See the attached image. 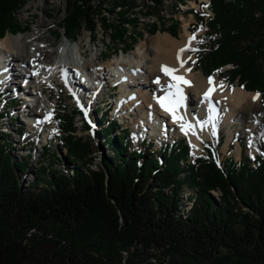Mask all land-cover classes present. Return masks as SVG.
<instances>
[{"label":"trees","instance_id":"1","mask_svg":"<svg viewBox=\"0 0 264 264\" xmlns=\"http://www.w3.org/2000/svg\"><path fill=\"white\" fill-rule=\"evenodd\" d=\"M166 1L66 0L58 25L74 40L83 29L93 33L99 26L111 40L124 43L137 8L152 3L150 12L157 15ZM27 3L0 0V37L29 28L18 18ZM211 8L214 15L207 19L196 11L198 26L207 23L208 30L193 52L195 66L207 77L220 70L230 87L237 83L261 93L264 107V0H211ZM169 33L177 37V26ZM77 112L84 114L80 108L58 111L57 130L45 150L48 158H58L66 149L78 163L63 169L54 167L55 161L51 169L41 166L27 187L20 173L29 162H18L3 137L0 264H264V109L255 154L244 153L241 160L223 157L224 134H213L200 153L190 151L186 138L166 144L159 154L132 150L130 131L115 135L120 126L104 117L103 144L112 153H101L96 168L89 167L92 142L76 134ZM85 126L91 128L87 120ZM187 185L196 190L181 201L179 191ZM212 191L220 193L219 201Z\"/></svg>","mask_w":264,"mask_h":264},{"label":"rangeland","instance_id":"2","mask_svg":"<svg viewBox=\"0 0 264 264\" xmlns=\"http://www.w3.org/2000/svg\"><path fill=\"white\" fill-rule=\"evenodd\" d=\"M201 1H204V0H180V1L179 0H176V1L173 0V2L171 0H169V1L167 0L166 2H164L162 5H160L157 8L156 13L160 10V13L157 15L151 14V12H150V11H152V12L155 11V10L153 11V9H151V7H153L152 6L153 4L151 2H150L151 6H149V7L140 5L137 8L139 13L136 14V16H134V19L132 20V22L134 21L133 24H128V26H126V28L128 29V32H127L128 35L123 38L124 43H123V41L117 40V42H114L113 40H111L110 32H108V33L104 32V30L99 26L93 33L88 31L87 29H83L81 31L80 36L77 39H75L72 43H75L77 41H81L82 44L84 45L86 52L84 53L85 56L82 59L83 65L85 63H87L86 65H88L89 62L93 58H96L97 56H99V58L96 61L98 64H103V63L110 61V60L114 61L118 57H126L127 58V56H131V54H134V52L137 51L141 47V44H143V42H149L151 37L157 36L158 34L165 33V32L169 33L170 27H172L174 25L177 26L178 36L175 37L171 33H169V34L175 38L181 37V33L185 29V24H187V26H191V29H194L193 26L194 27L196 26L197 20L195 18L196 16H194V13H191V10L197 9L198 5L201 4ZM142 2H143V0H134V4H142ZM65 7H66V0H28V3L25 5V7L20 12L18 18H19L20 24L23 27L28 26L29 28L26 29L25 31H21L20 33H17V34H28V33H32V32L34 33L35 31L37 32V30H35V27L38 25L40 20L45 18V24L47 26L43 29V31H47L48 28H51L53 33L51 34L49 32H46L47 35H49L50 39L55 41V44L58 43V45H60V41L62 39L67 40V38H69V36L64 34L63 28L58 25L64 16ZM211 9H212L211 8V0H209V3H207V12L206 13L208 15L213 16V12ZM200 10H201V8H200ZM46 12L48 13V15H45ZM105 14L108 15V17H110L111 20L117 19V17H118L117 14L116 15L115 14L110 15L107 11H105ZM128 14H131V12L128 11ZM132 25H133V27H132ZM188 29H189V27H188ZM206 29H207V27L204 26L199 32L203 33V32H205ZM154 30H156V32H153ZM197 30H199V29H197ZM8 34L17 35V34L12 33V32H8L6 35H8ZM193 34L197 36V34H195V33H193ZM126 38H128V40H133V43H130L129 41L126 43L125 42V41H127ZM198 41H199V39L196 40L195 44ZM128 44H131L133 47L130 48L127 52H122L121 47L126 46ZM195 44H194V48H195ZM52 48L53 47H51V48L49 47L48 49L52 50ZM194 48H193V50H194ZM193 50L191 52H193ZM55 58L56 57H54L52 59V64L55 62L54 61ZM195 58H196L195 55L192 54V59H191L189 64L191 66H193L194 72H202V70L199 68V65L195 66V63H196ZM78 59H79V57H78ZM15 63L18 64L20 62L16 61ZM144 64H145V67H147L146 62H144V61L141 62L140 65H144ZM28 67L31 68L30 66H28ZM28 67L23 68L22 70H19V69H17L18 68L17 65H15L14 71L21 74ZM122 68H125V67L124 66L123 67H117V71L114 69L115 75H118V73L120 74L122 71ZM127 68H128V66L126 67V69ZM69 70H70L69 72L71 73L70 68H69ZM91 70H93L92 67H91ZM148 70H150V69L148 68ZM141 72L145 73L144 71H141ZM98 75H99V78L100 77L102 78L103 73L100 75L99 71H98ZM15 76L18 77L19 75L18 76L15 75ZM36 76L37 77L39 76L38 72L36 73ZM163 76L164 77H162V79L164 82L166 80V75L163 73ZM215 76L219 77L218 74H216ZM103 77L106 78L107 75L104 73ZM142 77H143V75L141 76V79H142ZM66 78L69 79L68 77H66ZM148 78H149V81L152 78L151 84L149 82V83H147L148 84L147 86L150 88H153V89H151L152 91L150 90L151 91L150 96L153 97L155 90L156 89L159 90V89H161V87H160V85L155 84V82L153 81V75L151 73L148 74ZM208 78H210V77H208ZM57 79L58 80H56L54 83H48L47 88H46V92H45V96L43 99H45V97L47 95H49V93H51L52 99H51L49 105L52 106L53 107L52 110L55 109V111L57 113L63 107H67L68 109H73V108L82 109L81 106L86 105L85 109H82L84 114L77 112L76 115H74V128H75L76 134L78 136L85 137L88 141H91L93 144L94 149H93L92 156H93L94 161L92 162V165L89 164V167H94V168L98 167L97 165H99V163H100L101 153H103V152H105V154H108V153L111 154L112 153V151L108 148V146L103 144L104 139H103V135H102L103 132H102L101 128L105 127L107 125V122H105V125H103V126L100 123V122H102L103 117L106 113V112H104V110L107 109L110 102L116 103V106H115L116 108L114 107V105L111 104L112 105V111L108 110V112H107L108 116L107 117L110 118L111 121H116L118 123V125H119V121H118L117 117L116 118H114V117L118 115V117L121 120H123V128L119 129L114 134L116 135V133L123 132L124 129H128L130 131L131 136H132V142L130 145V149H132V150L133 149H141V150H145L148 152L155 150L159 154L160 148L164 147L166 144L169 145L174 140L176 141L180 138H186V140L190 144V151L192 153L204 152L205 146H203V148L201 150L195 151L192 147L191 141H190L188 136L174 135L173 137H171L172 133H169L167 131L163 132L164 134H162V131H161L160 132L161 134L155 135L152 122L159 124V127H160V124L162 122V119H163V124L166 125L167 122H166V119H164L163 117H160L159 112H162V111L159 108H158V113H157V112L151 110L150 108L148 110V107H147V109L145 108L144 111L147 114L149 113V117H146V118L141 117V119L138 118V112L140 111V109L144 108L143 106H144V103L146 101H144V103H140V105H137V103L135 101L131 105H128L127 109H125L124 111H123V105H121L119 108V112L115 113V110H117V107H118L117 101L119 99L121 101L122 95L126 94V93H123L122 88L125 87L127 83L124 82L121 78L116 79L119 81V88L118 89L116 88V86L112 85V83H111L112 79L111 80L109 79L108 81H106V83L104 82L105 86L102 87V90L101 89L99 90V92L97 93L98 94L97 99L94 102L90 101L86 97L83 98L86 103H84L83 101H80L78 99H74V96L70 93L69 87H66L68 84L67 81H65V80L63 81L62 78H60V77H57ZM64 79H65V77H64ZM132 79H134V77L131 78V76L129 75V78L127 79V81H132ZM219 79L222 80L221 77H219ZM75 80H77V79L75 78ZM102 80H103V78H102ZM138 81H139V79H138ZM222 81L225 82V80H222ZM88 84L92 85V84H94V82L93 83L89 82ZM16 86L18 87L19 90L7 91L6 85H4L3 83L0 82V94L2 95V93H4V96L1 98V100H2L1 105L2 106L0 107L2 115H4V117L2 116V118H0V143L4 139L3 137H6L8 139V142L10 143V145H9L11 148L10 152L12 153L13 157L18 162H22V161H28L29 162L28 169L24 173H20L21 183L23 186L27 187L30 182H33L35 180V178L37 177V171H39L41 166L47 167L48 169H51L50 168L51 164H53L52 162L55 161L54 167L63 169L64 164L70 165L71 167H73L75 164L78 163V160L75 162V160L68 158L67 153H66V149H64L63 151H60V154L57 156L58 158H56V156L55 157L52 156L51 154H50L51 157L48 158L49 156L46 154V150H45L46 149V147H45L46 136L45 135H46L47 129H50L52 132L55 130L54 129V121L48 119L49 113H48V115H44L42 117L40 116L39 113H37L38 116L33 117V121H36L40 117H41L42 122L44 121L43 126L41 125L42 129L40 128L41 133L39 132V133L34 134L32 131H30L31 129L29 130V127H31V126H27V124L23 122V116L26 117V114H23L21 112L22 110H20V107L22 105H25L24 108H25V110H28L27 113L30 112V110L33 107L31 106V102H29L30 100L27 101L29 105H26V100H25V102L19 101V100H22V98H20V95L18 93L19 92L22 93V91H20V90H23L24 86L21 87L20 83H17ZM234 87L244 88L243 86H240L237 83H235V85L233 87H230V88H234ZM95 88H99V85L96 84ZM146 88L147 87H145V88L142 87L139 90L143 91L145 89V92L148 93L149 89H146ZM109 89L112 90V92L114 91L113 94H116V97L115 98L113 97L112 100H109L108 103L106 102L103 104L102 98L107 97V93L110 91ZM244 89H246V88H244ZM26 91L28 92V90H26ZM6 92H9V93H6ZM251 92H254V91H251ZM22 94L25 95V93H22ZM90 98H92V97H90ZM192 98L196 99V97L193 95V92L191 91V93L189 95V99H187L188 100V105H187L188 107L186 106L187 110L191 114V116H193L195 113L199 112L198 106H200L199 103L197 102V100H194ZM33 99H35V98H33ZM145 99L146 98H144V100ZM129 100H130V97H129ZM4 101H5V103H4ZM120 101H118V102H120ZM130 101H132V100H130ZM18 105H20V106L18 107ZM141 105H142V107H141ZM145 105H146V103H145ZM139 107H141V108H139ZM36 109H41V108H40V106L37 105ZM263 109H264V107L260 101V98L256 101H254L253 104H247V106H245V114L243 115V118H244V120H247V121L251 122V124L254 125L253 129H252V131H253L252 135H248L242 129L243 126L241 124H239V123H235V124L224 123V117L221 116L219 118L221 121L220 122L221 126L219 125L217 127V124H216V127L214 129L213 134L214 135L224 134V136H225L224 143L221 147V152H222L224 158L229 157L231 155H234L237 160H241L242 157L244 156V153L249 155V156L255 154L254 149L252 147H250L249 145H250V143H252L253 145H254V143L257 144V138L259 139L261 136L260 132H261L262 128L260 127L261 126L260 114L263 111ZM42 110H44V109L42 108ZM46 111H51V109L46 110ZM85 112L87 113V116L85 115ZM142 113H140L139 116H142ZM146 113H145V115H146ZM34 114H33V116H35ZM156 115L158 116V118L155 117ZM90 118L91 119L95 118V121H92V122L96 123V126L93 127L90 125L91 128L87 129V127L85 126V123H86V120H87V122L90 121ZM110 119H108V121H110ZM138 120H141V122L139 121L140 124H145V126L140 127L141 129L138 128V126H137ZM40 124H42V123H40ZM21 125L23 126V130L19 129V128H21L20 127ZM44 126H45L46 130H45V133L42 134ZM17 127L19 129V132H16ZM163 127H165V126H163ZM163 127H161V128H163ZM133 128L140 135L138 134V136H137V134ZM231 132H233L234 135H233L232 139L229 141V146H228L227 150H225L224 147H225V144L228 142V139L231 135ZM3 134H7V136L6 135L2 136ZM22 134H23V137L21 139ZM141 135H143L144 137H147V139L141 138L137 142L133 141V138H134V140H136L137 138H140ZM150 137H154V140L150 139ZM58 139H60V137H58ZM211 139H212V137H209L207 140H205L204 145L207 144L208 141H210ZM239 139H240L241 144L238 143ZM153 141H155V143H153ZM238 146L241 147L240 155L238 153ZM157 157L160 159V155H158ZM193 190L194 191L196 190L195 187H193V186L192 187H190V186L188 187V185L184 186V189L182 188V190L179 191V193H180L179 196H180L181 201H183V200L187 201L185 199V197L191 195L192 194L191 192ZM211 193L214 195L216 200L219 201L220 193L217 191H215V192L212 191ZM184 206H185V210L188 211L192 207V204L190 202ZM51 245H53V244H51Z\"/></svg>","mask_w":264,"mask_h":264},{"label":"bare ground","instance_id":"3","mask_svg":"<svg viewBox=\"0 0 264 264\" xmlns=\"http://www.w3.org/2000/svg\"><path fill=\"white\" fill-rule=\"evenodd\" d=\"M45 15H48V13L46 12ZM46 26L47 25L45 24V18H44L40 20L38 25L35 27V30H37V32L35 31L34 33L32 32L28 34H17V35L8 34L4 37H0V82L6 85L7 91L19 90L18 87L16 86L17 83H20L21 87L22 86L25 87L24 85L25 79L21 78L22 80H20V77H22L23 73L19 74L16 71H14L15 65H17L18 67L17 69L19 70L34 65V69L36 68V71L38 72L39 76L36 77V75H27L26 78L28 81L35 83L36 84L35 87L30 86L29 88L30 90L28 92L26 91V89L20 91H22V93L28 94L27 96L28 98H30V100L38 101L39 99L44 98L48 83H54L56 80H58L57 77L62 78L58 74L55 75L51 73L52 69L55 70L58 69V67L52 66V59L54 57H57V55L59 54V47L60 45H62L63 52H65L66 55V59H65L66 64L77 63L76 70L80 74L79 76L80 79L88 78L90 76V72L92 71L91 70L92 67L93 70L96 68L99 71L100 75L102 73L103 76L104 73L107 75L106 78L102 76L103 80L101 77L99 78V80L102 83L104 82L106 83V81L112 79L111 83L113 85L114 81L115 84L116 82H118V80H116L118 78H121L124 82L127 83L126 86L122 88L123 93L126 94L122 95L121 101L120 99L118 100L120 102L117 101L118 107L117 110H115V113L119 112V108L121 105H123V111H124L125 109H127L128 105H131L135 101L137 105H140V103H144V101H146L145 102L146 105L144 103L143 106L144 108L140 109V111L138 112V118L140 119L141 117H145V118L149 117V113L147 114L144 111L145 108L147 109L148 107V110L150 108L151 110L157 113L159 108L162 111L159 112V115L160 117L166 119L167 124L166 125L163 124V119L160 124V127L159 124L152 122L155 135L161 134L160 133L161 131L162 134H164L163 132L165 131L172 133L171 137H173L174 135H185V133L181 131V124L184 123L185 121H190L194 125H197L196 128L194 129L196 134L189 132V134L185 136L189 137L192 147L193 145H195V147H193L195 151L201 150L204 146V141L207 140L209 137H212L214 133V129L217 124L216 122L220 120L219 118L221 116L224 117V123H230V124L239 123L243 126L242 129L248 135L253 134L252 129L254 125L251 124V122L244 120L243 115L245 114V106H247V104H253V102L256 101L253 99V97L256 96L258 93L248 91L242 87L230 88L225 82L220 80L219 77L217 76L212 77L217 85V89L212 96V101L216 104V108L219 113L218 120L214 122L215 126H213V123H209L201 128V126L198 124L199 121H207L210 116L209 106L206 103H202V97L204 93L208 90L210 85H209V78L204 76L202 72H194L193 66L189 64L192 59L191 51L193 50L194 44L197 40L196 35H195L196 39L191 41L190 50H187L183 53V59L187 61V63L184 65V67L182 68L180 67V63L177 59L178 52L181 49H185L189 46L190 38L194 35L192 32L189 31L187 24H185V29L181 33V37L179 38H175L167 32L161 33L158 34L157 36L151 37L149 42H143V44H141V47L137 51H135L134 54H131V56H127V58L118 57L114 61L110 60L103 64H98L96 61L99 58V56H97L96 58H93L88 65H86L87 63H85L84 65L82 63V59L84 58L85 56L84 53L86 51L81 41L72 43L67 41L66 39H62L60 41V45H58V43L55 44V41L50 39L49 35H47L46 33L49 32L52 34L53 32L51 28H48L47 31H43V29ZM49 47L50 48L53 47L52 50L48 49ZM16 61L20 63L17 64L15 63ZM143 61L146 62L147 67H145V64L140 65L141 62ZM58 65L61 66L60 64ZM164 65H167L171 68L179 69V72L177 74L182 75L186 79L191 81V86L184 87L186 97L187 99H189V95L192 91L193 95L196 97V99L195 98L192 99L197 100V102L200 105L198 106L199 112L191 116V114L187 110L188 100L186 99L185 106L177 109L178 115H182L184 117V120L179 122H175L173 120L172 115L169 112L165 111L163 108H161L157 100V97H162L166 95V92L162 90V86L164 88H167L168 84L170 83V78L167 75H166V80L163 82L162 77L164 76H163V72L161 71V68ZM123 66L125 68H122L121 73L119 74L117 72L118 75H115L114 69L117 71V67H123ZM127 66L128 68L126 69ZM69 68L71 69L72 67L65 66L63 68V72L65 77L64 80L67 81L69 85H71L72 84L71 81L75 80L76 75L72 69L70 73ZM148 68L150 70H148ZM189 68L191 69L190 72L187 71V69ZM141 71H144L145 73H142ZM149 73L153 75L154 82L157 80V78L160 79V83L159 84L155 83V84L160 85L161 89L159 90L156 89L153 97L150 96V93L152 91L151 89L153 88L147 86L148 85L147 83L150 82L151 84V79H152L151 78L149 81L148 78ZM15 75L17 76L19 75V76L16 77ZM129 75L131 76V78L134 77L132 81H127ZM142 75L143 77L141 79ZM39 77L47 79L46 83L45 84L36 83L37 82L36 79ZM66 77H68L69 79H67ZM221 82L224 84L223 88L219 87ZM90 83H93V81H90ZM95 85L96 84L94 83L92 85H89L90 87L87 88V91H90V93H87L86 91V98H88L90 101L93 102L97 99L98 96L97 94L96 97H93V95L91 94L92 88L97 89L95 88ZM142 87L144 88L147 87L146 89H149V92L146 93L145 89L144 90L142 89L143 91L139 90ZM116 88L117 89L119 88V84L116 86ZM22 93L19 92L18 94L20 95V98L23 99ZM3 96L4 93H2V97ZM27 96H24L23 102L27 100ZM115 96H116L115 94H112L110 100H112L113 97L115 98ZM129 97L130 100L132 101L129 100ZM260 97L261 95L259 94V98ZM144 98L146 99L144 100ZM51 99H52V95L51 93H49V95H47L44 99L45 101H47L46 103L47 109L45 110L36 109L37 106L36 107L33 106L30 112L27 113L28 110H25L24 108L25 105H22L20 107V110H22L21 112L23 114H26V118L29 120V122L33 123L31 125L26 122L27 126H31L29 127V130L31 129L30 131H32L34 134L39 132L41 133L40 131L41 124L36 125V121H40L42 116L48 115L49 111L46 110H50L53 108L52 106L49 105ZM84 103L86 102L84 101ZM111 104L114 105V102L109 103V106L106 109L107 112L108 110L112 111ZM26 105H28L27 102ZM19 106L20 105H18V107ZM38 106H40V104ZM37 113H39L41 117L36 121H33V117L38 116ZM140 113H142V116H139ZM33 114L35 116H33ZM155 117L158 118L157 115ZM139 121L141 122V120L137 121L138 128H140L141 126H145V124H140ZM18 131L19 130H16V132ZM134 131L136 132L135 129ZM136 134L138 136L139 133L136 132ZM233 135H234L233 132H231L228 142L225 144L224 147L225 150H227L229 146V141L232 139ZM240 152H241V147L238 146L239 155Z\"/></svg>","mask_w":264,"mask_h":264},{"label":"snow or ice","instance_id":"4","mask_svg":"<svg viewBox=\"0 0 264 264\" xmlns=\"http://www.w3.org/2000/svg\"><path fill=\"white\" fill-rule=\"evenodd\" d=\"M203 7H207V5H203ZM195 39H196V37H195V35H193L190 38L189 46L185 49H181L178 52L177 59L180 63L181 68L184 67V65L187 63V61H185L183 59V53L187 50H190L191 41H193ZM161 71L170 78V83L168 84L167 88H164L162 86V90L166 92V95H164L162 97H157L158 103L160 104L161 108H163L165 111L169 112L172 115L173 120L175 122L182 121V120H184V117L182 115H178L177 109L185 106V101H186L187 97H186V94L184 91V87L185 86H191V81H189L188 79H186L182 75H178L177 73L179 72V69L171 68L167 65H164V66H162ZM187 71L190 72L191 69L189 68V69H187ZM155 83L159 84L160 79L157 78ZM209 85H210V87L204 93V95L202 97V103H206L209 106L210 116H209V119L207 121H199L198 122V124L201 126V128L204 125L209 124V123H213V126H215L214 122L216 120H218V117H219V113H218V110L216 108V104L212 101V96L217 89V85H216L214 79L211 77L209 78ZM219 87L223 88L224 84L221 82ZM253 99L258 100L259 99V93L256 96H254ZM85 115L87 116L86 112H85ZM48 119L49 120L51 119V114H49ZM196 126L197 125H194L190 121H185L184 123L181 124V131H183L185 133V135H188L189 132L196 134L194 131ZM261 139L264 140V135L261 136ZM249 146L254 147V145L252 143H250ZM193 147H195V145H193ZM262 154H264V153H262Z\"/></svg>","mask_w":264,"mask_h":264},{"label":"built area","instance_id":"5","mask_svg":"<svg viewBox=\"0 0 264 264\" xmlns=\"http://www.w3.org/2000/svg\"><path fill=\"white\" fill-rule=\"evenodd\" d=\"M207 3H209V0H204V1H201V4L198 5L197 9L198 11H205L207 12V7H203V5H207ZM201 8V10H200Z\"/></svg>","mask_w":264,"mask_h":264}]
</instances>
